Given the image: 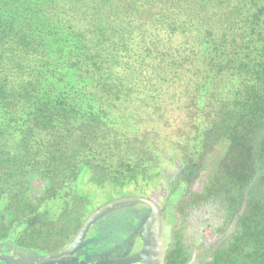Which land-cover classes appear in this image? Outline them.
Listing matches in <instances>:
<instances>
[{
  "label": "trees",
  "instance_id": "trees-1",
  "mask_svg": "<svg viewBox=\"0 0 264 264\" xmlns=\"http://www.w3.org/2000/svg\"><path fill=\"white\" fill-rule=\"evenodd\" d=\"M167 152L187 185L205 177L168 264H264V0H0V240L65 248L161 181ZM213 203L191 259L184 219Z\"/></svg>",
  "mask_w": 264,
  "mask_h": 264
},
{
  "label": "rangeland",
  "instance_id": "rangeland-1",
  "mask_svg": "<svg viewBox=\"0 0 264 264\" xmlns=\"http://www.w3.org/2000/svg\"><path fill=\"white\" fill-rule=\"evenodd\" d=\"M180 172L181 166L178 159L171 157V153L167 152L164 156V161L161 167V173L163 175L161 181L152 184L150 190L147 193L135 196V199H140L149 202V204L137 203L141 207L146 206V211L144 212V215L147 214V217H149V211L151 210L153 213L156 214L155 220L158 223H162L163 221V224H165V226H171L173 231L176 229L177 225V201L184 194V191L190 184L189 182L187 185L186 179H180ZM204 178V174L195 177L193 182H191L190 184L191 189H193L194 191H200L202 186V180ZM31 184L32 195L38 196L43 188L42 181H40L38 178H34ZM126 205V203H123L120 205H114L112 207L106 208L104 210V213L99 214L97 217H95L81 234H79L80 232L78 231L79 233L77 234L80 238L76 242L77 244H75V246H79L85 240H87V235L90 236L92 233H94V235L96 236V232L98 233L99 230V228H97L96 226L99 222V219L102 218V215L107 214L110 210H116ZM222 217V207L217 203H213L208 206H203L198 209L192 210L185 217L183 225L182 242L184 244V248L189 252L191 259L200 260L199 258L205 256L204 245H208L216 239L215 230L219 228L222 222ZM153 218V216L150 217V219ZM133 219L135 220L136 218L133 217ZM120 232L123 235L125 234V232H127V230H125V228H122ZM125 237H127L126 234ZM163 237L164 239L160 243L162 252L165 251V247L168 245V238L166 236ZM10 238L12 239L10 241L0 240V245L7 249L6 252L8 254L11 255L13 252V256H11L13 261L15 264H19L20 262L17 261V259L18 256L21 254L16 253L12 250L13 248L11 246H13L15 240L13 237ZM75 238H73V241L71 243L74 242ZM92 238L93 237L90 236L91 241ZM155 240L156 238L152 237L151 241L145 244L143 251H141L142 242L144 243L143 237L140 238L136 236V238H134L130 243L126 245L128 249V254H130V257L132 258V261L135 264H139L140 262L142 264H160V258L163 255H161V253L157 251V248L154 243ZM64 252L66 255L74 253L73 249L71 248L70 250V248L68 247L65 249ZM66 255L64 256V258L67 257ZM71 255H69L68 258H72ZM29 256L36 257L35 259L39 257V261L42 262L40 258H44L45 255L33 253L29 254ZM47 257L48 258L46 259L51 258V255ZM30 263L34 264L35 261H32Z\"/></svg>",
  "mask_w": 264,
  "mask_h": 264
},
{
  "label": "flooded vegetation",
  "instance_id": "flooded-vegetation-1",
  "mask_svg": "<svg viewBox=\"0 0 264 264\" xmlns=\"http://www.w3.org/2000/svg\"><path fill=\"white\" fill-rule=\"evenodd\" d=\"M145 211L146 206L141 207L137 203L127 204L122 208L110 210L99 219L96 226L99 228L98 233L96 232V236L94 233L90 235L93 237L92 241L90 240V236L87 235V240L82 244L71 247L74 252L71 253L72 255L65 254L64 251L68 247L66 246L53 254H46L44 258H40L42 261L40 262L38 259L39 257L35 259L36 257L29 256V254H33V252H25L14 244L11 247L14 252L21 254L17 259V261L20 262L19 264H31L30 262L32 261H35L34 264H133L134 262L130 254H128L126 245L136 238V236L140 238L143 237L145 244L150 242L151 238L154 237L156 238L154 243L157 251L163 255L160 258V264H168L166 258L167 252L173 242L172 227L169 225L165 226L163 221L162 223L160 221V223H158L155 220L156 214L151 210L149 211L150 216L147 217V214L144 215ZM151 216L154 218L150 219ZM133 217L136 219L134 220ZM122 228L127 230V232H125L127 237H125V234H121L120 230ZM163 236L168 238V245L165 247V251L162 252L160 243L164 239ZM6 250L7 249L0 245V264H15L11 257L13 256V252L10 255ZM77 253L79 255L78 259ZM50 255L51 258L46 259L48 258L47 256ZM65 255L67 256L66 258H64ZM69 255H71L72 258H68ZM186 264L193 263L187 262Z\"/></svg>",
  "mask_w": 264,
  "mask_h": 264
},
{
  "label": "water",
  "instance_id": "water-1",
  "mask_svg": "<svg viewBox=\"0 0 264 264\" xmlns=\"http://www.w3.org/2000/svg\"><path fill=\"white\" fill-rule=\"evenodd\" d=\"M123 203H126V204H133V203H146V204H149V202L147 201H144V200H140V199H135V198H128V199H120L118 201H115V202H111L107 205H105L104 207H102L101 209H99L98 211H96L95 213L91 214L87 219L86 221L83 223V225L81 226L80 230H79V234H81L89 225V223L95 218L97 217L99 214H102L104 213V210L108 207H112L114 205H120V204H123ZM78 236V237H77ZM76 238L74 239V242L73 243H70L68 245V248H71L73 246H75V244H77L76 242L78 241V239L80 238L79 235L77 234ZM76 240V241H75ZM144 246H145V243L142 242V248H141V251H143L144 249ZM79 258V255L77 253V259ZM4 263V262H2ZM134 264V263H133ZM138 264V263H137ZM139 264H142L141 262Z\"/></svg>",
  "mask_w": 264,
  "mask_h": 264
}]
</instances>
